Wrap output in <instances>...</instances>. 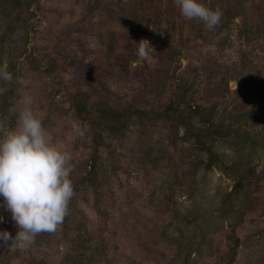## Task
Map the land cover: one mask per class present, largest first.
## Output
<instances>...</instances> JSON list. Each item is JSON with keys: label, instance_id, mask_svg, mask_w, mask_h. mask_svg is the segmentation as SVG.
Returning a JSON list of instances; mask_svg holds the SVG:
<instances>
[{"label": "rangeland", "instance_id": "rangeland-1", "mask_svg": "<svg viewBox=\"0 0 264 264\" xmlns=\"http://www.w3.org/2000/svg\"><path fill=\"white\" fill-rule=\"evenodd\" d=\"M204 3L222 13L210 31L173 0H0V133L31 94L74 166L57 231L0 246V264H264V0ZM128 108L144 115L104 128Z\"/></svg>", "mask_w": 264, "mask_h": 264}, {"label": "clouds", "instance_id": "clouds-1", "mask_svg": "<svg viewBox=\"0 0 264 264\" xmlns=\"http://www.w3.org/2000/svg\"><path fill=\"white\" fill-rule=\"evenodd\" d=\"M173 3L184 18L201 21L209 31L221 21L220 9L208 7L204 0ZM147 54V45L140 43L137 55L144 58ZM11 79L6 70L0 69V80ZM4 91L0 89V94ZM33 102L31 94L23 95L9 109L15 117L14 126L0 133V203L17 227L14 236L0 230V246L20 251L30 249L38 234L57 231L74 196L72 156L65 146L49 138L42 118L33 110Z\"/></svg>", "mask_w": 264, "mask_h": 264}, {"label": "trees", "instance_id": "trees-1", "mask_svg": "<svg viewBox=\"0 0 264 264\" xmlns=\"http://www.w3.org/2000/svg\"><path fill=\"white\" fill-rule=\"evenodd\" d=\"M258 11H261V8H257ZM262 17H264V8H263V15ZM264 21V20H263ZM263 21H260V25H261V22ZM250 24L252 23H255L254 21V16L250 17L249 21H248ZM79 80L81 82H84L85 80H87V73L86 72H81V73H78V75L76 74L74 79L71 80V83L72 85L74 86H78V82ZM86 83V82H84ZM95 92V91H94ZM95 95L97 98H100L99 94L97 92H95ZM90 97H91V94L88 93V92H81V91H78V92H75L73 94V102H74V105H75V111H77L78 115H81V116H84V114L86 113V111H88V116H93V114L91 113L90 109L89 108H93V105L90 103L91 100H90ZM107 114L111 115V119L110 121L104 126V128L108 129L109 131H118L124 127H126L125 125L129 122V120L131 119V116L133 114H139L141 116L144 115L143 112H140V110H132L130 108L128 109H122V110H119V111H116L114 112L113 110L111 109H108V111H106ZM163 117V120L165 122H171L173 123L174 121V115H170V114H165V113H157L155 116H154V120H158L160 118ZM239 139L241 141V144H244V143H248L250 142L251 145H250V148H255L256 146L254 145L255 144V140L252 139L249 134H246V133H243L241 136H239Z\"/></svg>", "mask_w": 264, "mask_h": 264}]
</instances>
